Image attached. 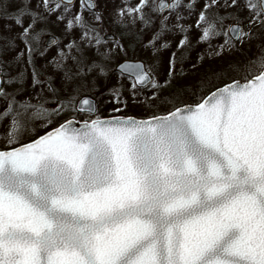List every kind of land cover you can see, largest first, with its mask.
I'll list each match as a JSON object with an SVG mask.
<instances>
[{
	"label": "snow or ice",
	"instance_id": "obj_1",
	"mask_svg": "<svg viewBox=\"0 0 264 264\" xmlns=\"http://www.w3.org/2000/svg\"><path fill=\"white\" fill-rule=\"evenodd\" d=\"M52 3L42 0L49 13L62 6L61 0H55L54 7ZM73 3L63 0L64 13ZM80 6L67 29L79 27L81 40L104 60L110 59L111 49L99 51L107 43L100 30L83 17L85 10L95 14L94 0H80ZM149 6L161 16L176 13L175 27L184 33L179 46L186 47L188 28L180 23L184 17L179 9H194L195 0H156L155 5L141 0L118 16L147 25ZM216 7L239 4L206 0L199 13V41L211 44L223 36L221 51L253 38L252 26H264V0H244L249 31L235 14L209 15ZM64 13L58 19L63 20ZM0 14L13 18L6 5L0 4ZM23 14L21 10L14 16L17 25L22 26ZM29 14L31 24L20 38L32 67L31 86L40 92L18 100L22 88L4 91L5 83L23 85L25 72L12 77L0 60V96L7 101L0 120L11 117L7 144L0 149V264H264V71L252 72V62L237 66L234 70L243 80L233 79L222 87L206 80L200 87H214L210 95L193 103L181 101L183 107L146 119L117 114L127 101L121 99L122 89H114L113 99L124 108L118 106L102 117L95 99L81 93L92 88L86 77L93 70L107 74L105 65L89 64L73 41L52 61L63 73L59 87L51 77L41 79L33 59L37 52L44 53L33 45L42 33L32 36L30 30L45 17ZM95 18L101 19L98 14ZM167 19L161 21V32L170 31ZM158 37L159 33L150 42L153 47ZM114 42L123 50L119 41ZM14 47L12 41L0 46V55ZM74 50L79 55H73ZM23 56L20 52L14 59L19 62ZM69 59L75 71L66 66ZM259 67L264 69V62ZM118 70L129 77L134 99L139 91L162 87L143 62L126 60ZM174 70L175 53L170 77ZM45 91L55 97L54 108L45 107ZM29 112L27 121L19 119ZM66 113L70 118L58 127L30 143L21 142L35 119L44 120L47 127L53 117Z\"/></svg>",
	"mask_w": 264,
	"mask_h": 264
},
{
	"label": "rangeland",
	"instance_id": "obj_2",
	"mask_svg": "<svg viewBox=\"0 0 264 264\" xmlns=\"http://www.w3.org/2000/svg\"><path fill=\"white\" fill-rule=\"evenodd\" d=\"M119 1L122 2V0H96L97 2V12L98 15L101 17V19L99 20V23L102 22V18H105V21L107 22V24L104 25H91L93 22V19L96 20L95 15L90 16L88 15V13H84L83 17L84 19L88 22L89 21V25H91L92 27H95L97 29L100 30V34L104 37V35L106 33H113L115 34L116 40L115 41H119V43L121 45H123V50H121L119 47H117V44L114 41H107V43L102 44L100 46V53L103 52H107L109 49L112 50V56L110 59L108 60H104V58L99 55V58L96 60V58H91L90 55H86L85 52H83V54L88 58V63L91 64L92 61H98L101 62L105 65L106 67V75L104 76V79L108 80L107 76H115L118 77V72L115 70L116 64L118 62H120L122 59L128 58V59H141L145 62V64L151 68L153 75L156 79V81L158 82V80H160L161 78H163L162 80H160L161 82H163L165 80V85L167 81H171L172 79L177 80V85H178V92L175 93L176 96H181V97H168V99L166 98H159L157 100H154L153 102H151L150 105H143L141 110L137 111V110H133L131 111V109L129 108H124V105L120 104L117 105L115 104V102H113L115 105L114 107H121L124 108V111H122L121 113H118L120 115H134L137 118H147L150 115H152L153 113L156 115H164L167 114L169 111L173 110L172 108H174L175 106H181V104L183 105V103H181V101H187L189 103H193L199 100V96H201V85L204 84V82L206 80L211 81L212 83L215 84H219L220 86L228 83L230 81H232L233 79H239V80H243V76L241 75V72L234 70L237 66L243 67L245 65H248L249 62H252V68L251 71L254 72L255 74H259L260 71H262V68L259 67V63L260 62H264V26H257L256 28H254V26L251 27V33H252V37L251 39H245V41L243 43L240 42H235V46L233 45L231 48H225L223 51H221V53L218 55V58H220L219 60H215L212 61L211 63H201V61L198 59V65L200 64V67L197 68V71H195L194 73H190L189 75H187V77H185L183 80L181 79V76L184 74L185 72V68L187 66L188 63H190L189 61L191 60V53L194 49V47L196 46V44L193 43L192 37L191 35H193L194 32H197L198 28L194 25L191 24L193 23V19L192 21H190V18H188L189 14H187V12H191V14L193 13V11H197L198 9V5H197V1L200 3V1L203 2V0H195V7L192 10H189L185 7H181L179 9V13L181 16L184 17V19H182L180 21L181 24L185 25L186 28H188L189 34V41L186 42L187 46L186 47H180L179 46V42L178 39L174 37L173 42H176L175 45V51L174 49H171V53L173 56V53H175V70L172 74V76H169V71L172 68V63L169 62V58H168V62L166 63L167 59L166 56L164 54V51L168 49V47H163V45L165 43H167L169 45L168 42V35L171 36V34H177L180 33L179 29H177L175 27L176 23H177V18H176V13H171L169 14L167 11L165 12V14L159 18L157 17V13L155 11H153V13L151 15H149V18H151L153 21V23L157 22V25L154 24V27H144L141 26V22H135L137 23V28L135 27L134 32L132 35H129L125 30H122V28H119V26L121 25L123 28L124 25L128 24L126 19H128V16H123L120 17L118 16V12L124 8H129L130 5L128 3L122 2L120 3ZM210 1V0H209ZM243 4H244V0H240ZM28 0H0V4L2 5H6L8 12L11 13L13 15V18H6L3 14H0V21L2 20H15L14 16L18 13H20L21 10H24V14L21 15L20 19L24 18V15L27 14L28 12H32L30 11L31 8V4L28 3ZM150 3L153 2V5H155L156 0H150ZM191 2V0H184V3L187 4ZM141 3V2H140ZM139 3V4H140ZM123 6V7H122ZM117 9H116V8ZM78 5L74 6L73 9L74 11L77 12L80 11V8L78 9ZM153 9L150 8V10ZM182 10H186V13L182 14ZM244 11H247V9L244 8ZM27 12V13H26ZM212 13H219L220 15H224L226 13H232L235 14L240 21H242L243 27L245 31H249V20L250 18L247 17V15H241L240 13L236 12V11H226V10H218L217 8H211L208 10V14H212ZM75 14V15H76ZM148 14L149 10H148ZM147 14V15H148ZM167 16L168 19L166 21L167 23V27L170 29V31H163L161 32V21L163 20V17ZM104 20V19H103ZM97 21V20H96ZM94 21V22H96ZM122 21H126L125 23ZM4 22V21H3ZM229 23H234L235 21H228ZM131 20L130 25L135 26ZM3 24V27L1 29H5L7 26H11L12 24L9 23H1ZM48 24V23H47ZM37 25V23L35 24ZM33 25L31 29H34L32 32H30V35L35 36L38 33H42L40 35V39L38 42H34V47L38 48L39 51H42L45 54H47L49 52L50 49L56 48L57 46L61 45L62 47L65 48L64 51H67L66 48V44L67 42L72 43L73 41H75L77 44H79V46L81 48H83V46H85L84 48H87L91 51V49L94 47H90L88 46L87 42H84L81 40V29L79 27H73V29L71 31H69L68 33H62V32H55L56 30L51 28L49 25L48 26H42V28H38L35 29ZM194 25V26H193ZM143 27V29L141 28ZM146 29V30H144ZM159 33V37L155 39V46L153 47V45L150 43L151 41H153L154 37L157 36V34ZM188 33V32H187ZM50 36H55L57 38L58 43L56 45H53L51 47L46 45V42L48 40V37ZM79 40V41H78ZM165 40V42H164ZM216 40L218 42L219 45H221L224 42V37L220 36L219 38L213 39ZM9 41H12L15 45L14 48H9L7 50V54L5 55H0V60H3L4 62H6L4 64L5 70L7 73L10 74V76L15 77L17 76L21 71L25 72V80L23 85L19 84V83H14V84H7L5 83L3 88L4 91L8 92V93H12L17 89H23L21 91V93L19 95H17V99L18 100H24L29 98L30 96L28 94L25 93V89L28 85V80L30 77V73H32V67L28 64V57H26V55L24 54V56L22 57V59L17 62L15 61V57L17 54H19L21 49L18 48L17 46V41L8 33H4L2 30H0V46L6 45L8 44ZM82 43V45H81ZM129 47H133V49H128ZM218 45L216 42H211V44L209 43H199V49L198 51H196L197 55L200 52H205L207 53L209 56L214 54L217 51ZM235 48V49H234ZM17 49V50H16ZM165 49V50H164ZM61 49H59L54 56V58L57 57L58 52ZM129 50H133V51H129ZM235 50L238 51V54H235ZM130 52V53H129ZM11 53H16L15 55H11ZM242 53L241 56H239V54ZM73 55H79V54H75L73 51ZM43 55H40L39 52H37L34 55V65L35 67L40 71L41 73V79H45L48 77H51L53 80V77L46 72V70H44V68H41L38 64H37V60L39 57H41ZM53 58V57H52ZM199 58V55H198ZM100 59V60H99ZM72 60L69 59L67 61V67L71 68L73 71L76 70V64H70ZM172 62V60H171ZM192 62V61H191ZM61 72V71H60ZM94 72V70H93ZM91 73L90 75H88L86 77V79L90 82H92V88L87 90L86 92H82L81 96L87 94V95H92L96 100H97V105H98V109H99V114L102 117H106L108 116L110 113H112V109H109V106L106 105V103H103L102 105V101L104 100V97L102 96L104 94L103 91H109L112 93V90L114 89H122V96L124 94V92L127 89H130V85H129V81L127 80L125 82V84H122L120 82L115 83V84H111L110 87H108L106 90H104L103 88L105 87L103 84V77H96L94 73ZM165 73V74H164ZM120 75V74H119ZM186 76V75H183ZM191 76V77H189ZM229 76H233L232 78H229ZM165 77V78H164ZM5 79H8L7 76H5ZM102 80V81H101ZM111 80V78H110ZM54 82V80H53ZM161 82H158L161 85ZM57 83H60V80H57ZM56 87H59L55 82H54ZM172 85L168 86V89H172ZM160 89L158 90H148L147 93L142 95V100L146 99L145 102H148L149 100L152 99H148L152 96H156V92L159 93ZM65 93L61 92V95L63 96ZM27 96V97H26ZM103 97V98H102ZM133 97V95L130 96V99ZM157 97V96H156ZM43 100L47 101V103H45V107L47 108H54L55 104L52 103V101H54L55 97L53 96V94L51 92H45L43 93L42 97ZM173 98H178L177 101H174ZM139 99V98H137ZM148 99V100H147ZM169 100H173V103H169ZM36 101L33 100V103H35ZM109 103V102H108ZM7 107V101L0 96V112H3L4 109ZM70 113H66L65 115H69ZM31 116V112H29L27 115L21 116L19 119L21 121H27L29 119V117ZM63 116L60 117H53L52 123L50 125H48L47 127H45V121L42 119H35L34 122L31 123L30 125V130L26 131L21 139V142H27L29 140H32L33 138L38 137L39 135H41L42 133H40V130H48L51 129L53 127H57L60 123H61V119H63ZM11 122V117L5 118L3 120H0V148L1 147H5V145L7 144V134L9 132V125Z\"/></svg>",
	"mask_w": 264,
	"mask_h": 264
},
{
	"label": "trees",
	"instance_id": "obj_3",
	"mask_svg": "<svg viewBox=\"0 0 264 264\" xmlns=\"http://www.w3.org/2000/svg\"><path fill=\"white\" fill-rule=\"evenodd\" d=\"M208 2H210V1L208 0ZM229 2H230V0H229ZM205 3H206V0H203V2L201 1V3H197L198 4V9H197V11L194 10L193 13H196L197 15H199V13L204 10ZM224 3H225V0H220V4H224ZM238 4H239V8H225V9H228L230 11L234 10V11L240 13L241 15H247V17L250 18V14H249L248 10L244 11V4L240 0H238ZM222 8L224 9V7H222ZM192 19H193V21H192L193 23H191V24H194L196 26V22L195 21H198V19L196 17H194V16L192 17ZM31 21H32V19L30 18V16L28 14L25 15L24 18L21 19L22 26L21 25H17L15 20H2V21H0V30H2L4 33L10 34L18 42L17 43L18 48L21 49L20 51L24 52L26 57H28L27 56V49H26V46L23 43L22 39L20 38V35L23 32V28L24 27H28L31 24ZM5 22L8 23V25H9V23H11L12 25L11 26H7L5 29H1L3 27V24H1V23H5ZM256 27L257 26H254V28H256ZM133 32H134V30L129 29V30H126L125 33H127L129 35H132ZM187 34L191 35V34H189V31H188ZM183 35H184V33H182V32L174 34V35L171 34V36L168 35L169 47H168L167 50L164 49L165 50L164 54H165L166 59H167L166 63L168 62V58H169V62L170 63H172L171 60H173L171 49H174V51H175L174 47L176 45V42H173L174 37L179 38L178 41H177V42H179L181 39H183ZM200 35H201V31L199 29L197 30V32H194L193 35H191L193 43L196 44V46L194 47V49H193V51L191 53L192 57H191V60L189 61L190 63H188L186 68H185V72H184L183 75H186V76H183V75L181 76L182 80L185 77H187V75H189L190 73H194L195 71H197V68L200 67V64L199 65L197 64L198 63V59L201 61V63H206V64L207 63H211L212 61L220 59V58H218V55L221 53V51L219 50V44H218V42L216 40H212L211 42H216L217 43V45H218L217 51L214 54L210 55V56L207 53H205V52H200L198 54L199 55V58H198V55H197L196 51H198V49H199V43H200L199 37H200ZM164 42H165V40H164ZM201 43H205V42H201ZM234 46H235V44H234ZM56 48L50 49L47 54L39 57L38 60H37V64L41 68H44V70H46V72H48L53 77L54 82L59 86V84L57 83V80L61 79L63 73L60 72L59 70H57L55 64L52 63V61L54 59L53 55H55L56 52H57V51L55 52ZM128 49H133V47H129ZM129 51L131 52L133 50H129ZM234 53L238 54V51L235 50ZM15 54L16 53H13V54L11 53V55H15ZM89 55H90L91 58L95 57L96 60L99 58V54H98V52H97L95 47H93L91 49V51L89 50ZM241 55H242V53L239 54V56H241ZM93 73L95 74L96 77H103V79H102L103 83H104L103 85L105 86L103 88L104 90H106L108 87H110L111 84H115V83H118V82H120L122 84H125V82L127 80L129 81V85L131 86L130 79L127 78V77L121 76L119 74H118V77L107 76L108 80H106V79H104V76L99 74L98 70H94ZM189 77H191V76H189ZM232 77L233 76H229V78H232ZM110 78H111V80H110ZM162 79L163 78H161L160 80H162ZM160 80H158V82H161ZM31 85H32V73H30V77H29V80H28V85H27V87L25 89V93L28 94L30 97L33 96L35 93H39L40 92V88L39 87L33 89ZM161 85H162V87L160 88L159 93L156 92V96L157 97L155 99L149 100L148 102H145L146 99H143V101H141L142 98H143L142 95L147 93V91L151 90L152 88H148V89H145V90L137 92V94L135 96V99L133 97L130 99V96L132 95V93L130 92V89H127L124 92L123 96H121V99L127 101V106H128L127 108L131 109V111H133V110L139 111V110H141L143 105H146V104L150 105L151 102H153L154 100H157V99H159L161 97L163 99L164 98L168 99V97H170V98H172V97H181V96H176L175 95V93L178 92V90H177V88H178L177 80L172 79L171 81H167L166 85H165V80H164L163 82H161ZM169 85L173 86L172 89H168ZM201 89H202L201 96H206L207 94L210 93V91H213L215 88L212 87L210 91H209L208 87H204V88H201ZM45 92H47V91H45ZM103 92H104V94L102 96L104 97L105 101H102V105H103V103H106V105L109 106V109L115 108L114 105L116 104V102L113 99L112 93L109 92V91H103ZM201 96H199V98ZM137 98H139V99H137ZM174 101H177V99H175ZM113 102H115V104ZM172 109H174V108H172ZM48 130H46V131H48ZM46 131L45 130H40V133L43 134ZM33 139H35V138H33ZM3 148L4 147H1L0 149H3Z\"/></svg>",
	"mask_w": 264,
	"mask_h": 264
},
{
	"label": "flooded vegetation",
	"instance_id": "obj_4",
	"mask_svg": "<svg viewBox=\"0 0 264 264\" xmlns=\"http://www.w3.org/2000/svg\"><path fill=\"white\" fill-rule=\"evenodd\" d=\"M29 2L28 3H30L31 5V8H30V11H32V12H37V13H39L41 16H43V17H45V19H43V20H38L37 21V25H35L34 26V28L35 29H37V27L38 28H42V26H50L51 28H53V29H55L56 31L55 32H57V33H59V32H62V33H68L69 32V30L67 29V23H68V20L69 19H72L74 16H75V14H76V12L74 11V9H73V7L74 6H77L78 5V7L79 8H81V6H80V0H75L74 1V3L72 4V5H70L69 6V12H67V13H64V5H63V0H61V8H59V9H56L54 12H51V13H49L48 11H46L45 9H44V7H43V4H42V0H28ZM96 1V0H95ZM117 1V0H116ZM150 1V0H149ZM200 1V0H199ZM120 3H122V2H125V0H122V2L121 1H119ZM141 2V0H126V2L125 3H130L129 5V7L130 8H135L137 5H139V3ZM197 3H199L198 1H197ZM200 3H201V1H200ZM96 4H97V2H96ZM149 4L150 5H153V2H149ZM39 5V6H38ZM198 5V4H197ZM52 6L54 7L55 6V0H53V3H52ZM123 7V6H122ZM78 8V9H79ZM97 8H98V6H97ZM116 8V7H115ZM150 8H152V6H149V7H147L146 9H145V11H146V13L148 14V10H149V13L150 14H148L147 15V17L149 18V15H151L152 13H153V9H151L150 10ZM218 10H226V11H230V10H228V9H223L222 7H216ZM117 9V8H116ZM122 9V8H121ZM80 11H78L77 13H79ZM180 12V11H179ZM27 13V12H26ZM30 12H28L27 14L30 16V18L32 19V16L29 14ZM62 13H64V19L63 20H60V19H58V17L62 14ZM84 13H88V15H89V17L90 16H93V15H95V14H98V12H97V10L95 11V14L93 13V12H90V11H87V10H85L84 12H83V14ZM157 13V12H156ZM184 13H186V10H182V14H184ZM27 14H25V15H27ZM165 14V12L163 13V15ZM187 14H189L188 16V18H190V21H192V17L194 16V17H196L197 19H199V15H197L196 13H192L191 14V12H187ZM24 15V16H25ZM93 17H95V16H93ZM157 17H159V18H161L162 16L160 15V14H158L157 13ZM104 19V20H103ZM150 20H151V23H149V24H147V25H145L142 21H140V20H137L136 22H138V21H140L141 22V26H144V27H147V29H148V27H151V28H153L154 27V24L155 25H157V22L156 23H153L152 21V19L151 18H149ZM196 20V19H195ZM94 21H96L95 19H93V22H92V24L91 25H94V24H96V25H104L105 26V24H107V22L105 21V18H102V22L101 23H99V21L97 20L96 22H94ZM127 21V23L128 24H126L125 22ZM126 21H122V22H124L125 24H126V26L127 27H125V28H123L121 25L119 26V28H122V30H129V29H131V30H134L135 29V27L137 28V23H135L134 25L135 26H132V25H130V23H131V18L130 17H128V19H126ZM196 22V24H197V21H195ZM48 23V24H47ZM88 24H89V21H88ZM33 28V27H32ZM142 29H143V27H141ZM34 29H31L30 30V32H32ZM72 30V29H71ZM70 30V31H71ZM144 30H146V29H144ZM116 36V35H115ZM51 37V36H50ZM55 37V36H54ZM117 37V36H116ZM49 38V37H48ZM56 38V37H55ZM57 39V38H56ZM79 41V40H78ZM66 45H68L69 44V42H67V43H65ZM54 45H56V44H54ZM81 45H82V43H81ZM85 46H83V52H85L86 53V55L88 56L89 55V49H87V48H84ZM59 49H63V50H65V48L64 47H62L61 45H59V46H57V48H56V50L55 51H58ZM74 53L75 54H78V53H76L75 52V50H74ZM74 63V61H71L70 62V64H73ZM75 64V63H74ZM263 70V69H262ZM261 72V71H260ZM70 116H71V114H69V115H64L63 117V119H61L60 121L61 122H63L66 118H70ZM85 117H83V116H77V119L78 120H83Z\"/></svg>",
	"mask_w": 264,
	"mask_h": 264
},
{
	"label": "water",
	"instance_id": "obj_5",
	"mask_svg": "<svg viewBox=\"0 0 264 264\" xmlns=\"http://www.w3.org/2000/svg\"><path fill=\"white\" fill-rule=\"evenodd\" d=\"M75 1V0H74ZM95 2V1H94ZM95 4H96V2H95ZM97 8V7H96ZM96 8H95V11H96ZM53 38H55L54 36H51V37H49L48 38V40H47V42H46V45L47 46H52V45H54V44H50L49 42L53 39ZM104 39L105 40H108V41H114L115 39H116V36L113 34V33H107V34H105V36H104ZM133 61V62H143V63H145L143 60H140V59H124V60H122V61H120L117 65H116V67H115V70L117 71V72H119V70H118V65L119 64H121V63H123V62H125V61ZM263 71H264V69H263ZM120 73V72H119ZM124 76H127V75H124ZM230 83H232V82H230ZM229 83V84H230ZM222 87V86H221ZM215 91V90H214ZM210 95V94H209ZM91 97H93L92 95H90ZM208 96V95H207ZM94 98V97H93ZM95 99V98H94ZM95 102H96V104H97V100L95 99ZM98 106V105H97ZM180 107H183V106H180ZM164 115H167V114H164ZM164 115H160V116H164ZM139 119H146V118H139ZM58 127V126H57ZM77 127H79V125H77ZM50 131V130H49ZM43 135V134H42ZM37 139V138H36ZM31 142V141H30ZM30 142H28V143H30Z\"/></svg>",
	"mask_w": 264,
	"mask_h": 264
}]
</instances>
